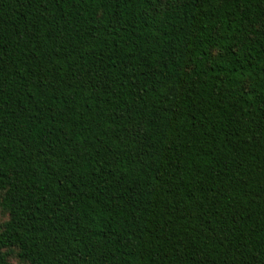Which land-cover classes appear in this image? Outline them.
<instances>
[{
	"label": "trees",
	"instance_id": "16d2710c",
	"mask_svg": "<svg viewBox=\"0 0 264 264\" xmlns=\"http://www.w3.org/2000/svg\"><path fill=\"white\" fill-rule=\"evenodd\" d=\"M0 264H264V0H0Z\"/></svg>",
	"mask_w": 264,
	"mask_h": 264
},
{
	"label": "rangeland",
	"instance_id": "374dc122",
	"mask_svg": "<svg viewBox=\"0 0 264 264\" xmlns=\"http://www.w3.org/2000/svg\"><path fill=\"white\" fill-rule=\"evenodd\" d=\"M7 219V214L0 210V225ZM8 260L13 264H26L20 261L16 256V249L9 250Z\"/></svg>",
	"mask_w": 264,
	"mask_h": 264
}]
</instances>
